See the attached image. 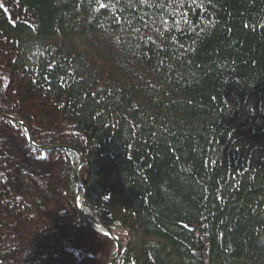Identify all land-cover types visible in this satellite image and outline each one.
Segmentation results:
<instances>
[{
	"label": "trees",
	"instance_id": "trees-1",
	"mask_svg": "<svg viewBox=\"0 0 264 264\" xmlns=\"http://www.w3.org/2000/svg\"><path fill=\"white\" fill-rule=\"evenodd\" d=\"M0 5V66L30 116L1 89L0 110L39 145L83 151L89 210L125 231L119 264H264V0ZM42 103L64 132L47 134ZM58 152L80 199L78 155ZM5 168L0 209L55 236L53 264L90 258L77 245L86 219L62 210L37 228L23 178ZM0 264H15L11 252Z\"/></svg>",
	"mask_w": 264,
	"mask_h": 264
},
{
	"label": "rangeland",
	"instance_id": "rangeland-1",
	"mask_svg": "<svg viewBox=\"0 0 264 264\" xmlns=\"http://www.w3.org/2000/svg\"><path fill=\"white\" fill-rule=\"evenodd\" d=\"M14 13L17 14L18 12L14 10ZM11 80L12 76L3 71L0 66L2 84L0 89L6 95L3 105H10L21 115L28 117L30 116L29 110L24 103H20L15 97L13 88L15 82H11ZM37 110L38 118L45 119L47 128H51L45 130L47 134L55 137L58 133L64 132L63 128L62 130L54 128L56 124L61 122L57 120L58 115L51 106L47 107L45 103H42ZM24 131L18 125L0 117V165L6 167L5 169L10 172L11 178L15 176V173L23 178L29 201L38 211H36L37 216L40 217L35 218L37 221L35 226L37 228L46 227L41 219L57 214L62 210L67 211L68 223L72 225L78 223L79 217L84 216L79 209V197L77 198L68 188L69 174L63 168L65 167L64 154L58 152V149L45 152L30 147L26 136L23 134ZM81 169H79V175L84 180ZM28 183L30 185L36 184L38 191L35 187L33 194L29 193L32 191V187ZM12 214L13 212L7 213L5 209H0V249L4 252H11L15 264H53L48 255L50 253L60 255L59 249L62 248L58 245L54 251L51 250L55 247V236L52 234V238H50L43 237L37 232L31 233L32 228L26 226L28 219L25 214L27 216V212L23 213L21 217H15L16 219L12 217ZM84 219H86L87 224H84L80 230L77 245L88 250L91 257L83 258L82 261H75L73 264H107L116 251L115 244L102 234L91 220L85 217ZM116 233L118 236H123L125 231L119 229ZM62 257L67 260L66 256L62 255ZM68 258L71 257L68 256ZM68 264L71 263L68 262Z\"/></svg>",
	"mask_w": 264,
	"mask_h": 264
},
{
	"label": "water",
	"instance_id": "water-1",
	"mask_svg": "<svg viewBox=\"0 0 264 264\" xmlns=\"http://www.w3.org/2000/svg\"><path fill=\"white\" fill-rule=\"evenodd\" d=\"M0 117L4 118L7 121H10L16 125H19L23 127L26 131V138L28 141V144L30 147L38 150V151H45L49 152L56 149H63V150H70L73 151L78 155V163L74 171V180L78 187L80 188V202H79V209L81 214L91 220L94 225L99 229V231L104 234L106 237H108L110 240L113 241L116 247L115 255L110 258L107 264H119L121 256L123 254V243L118 236V234L110 227L108 226L103 220H101L97 215L92 213L88 208V199H89V193H88V187L84 180L79 175V169L82 168L84 163V153L80 148H77L75 146H69V145H54V146H42L37 144L33 139V133L31 128L28 126V124L23 121L22 119H19L13 115L4 113L0 110Z\"/></svg>",
	"mask_w": 264,
	"mask_h": 264
},
{
	"label": "flooded vegetation",
	"instance_id": "flooded-vegetation-1",
	"mask_svg": "<svg viewBox=\"0 0 264 264\" xmlns=\"http://www.w3.org/2000/svg\"><path fill=\"white\" fill-rule=\"evenodd\" d=\"M59 150H63V149H59ZM66 151V150H65Z\"/></svg>",
	"mask_w": 264,
	"mask_h": 264
},
{
	"label": "snow or ice",
	"instance_id": "snow-or-ice-1",
	"mask_svg": "<svg viewBox=\"0 0 264 264\" xmlns=\"http://www.w3.org/2000/svg\"><path fill=\"white\" fill-rule=\"evenodd\" d=\"M0 6H2V5H0Z\"/></svg>",
	"mask_w": 264,
	"mask_h": 264
}]
</instances>
